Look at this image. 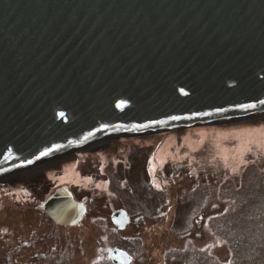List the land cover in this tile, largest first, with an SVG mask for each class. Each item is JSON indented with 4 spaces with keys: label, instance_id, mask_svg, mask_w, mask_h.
Returning a JSON list of instances; mask_svg holds the SVG:
<instances>
[{
    "label": "water",
    "instance_id": "95a60500",
    "mask_svg": "<svg viewBox=\"0 0 264 264\" xmlns=\"http://www.w3.org/2000/svg\"><path fill=\"white\" fill-rule=\"evenodd\" d=\"M261 114L264 0H0V177L106 132ZM43 210L75 225L85 207L63 188Z\"/></svg>",
    "mask_w": 264,
    "mask_h": 264
},
{
    "label": "rangeland",
    "instance_id": "374dc122",
    "mask_svg": "<svg viewBox=\"0 0 264 264\" xmlns=\"http://www.w3.org/2000/svg\"><path fill=\"white\" fill-rule=\"evenodd\" d=\"M258 116L248 124L231 120L220 124L225 127L208 123L146 135L113 136L106 146L84 144L65 159H51L37 175L30 170L16 177L19 170L0 180V243L31 239L38 250H51L52 255L41 261L91 264L94 259L99 264L98 250L104 254L107 243L116 239V230L100 214L122 208L135 217L131 227L140 232L141 254L153 257L143 264H163V254L158 251L162 250V232L165 239L181 241L176 264H264V148L251 144L242 154L231 151L222 157L219 146L232 149L239 140L216 143L218 132L224 129H264V114ZM204 129V141L189 148L186 136L198 140ZM167 141L173 142L171 152L160 161L157 155ZM66 165L80 177L79 182H59ZM137 177L147 181L135 189ZM63 188L72 193L74 201L85 204L87 215L83 222L81 218L57 232L46 218L43 204ZM241 197L252 206L243 208ZM97 206L101 210H96ZM98 214L96 223L102 228L94 227L92 221ZM8 232H15L12 239ZM102 235L108 238L107 243ZM57 244H64L62 250H52Z\"/></svg>",
    "mask_w": 264,
    "mask_h": 264
},
{
    "label": "flooded vegetation",
    "instance_id": "af4514ba",
    "mask_svg": "<svg viewBox=\"0 0 264 264\" xmlns=\"http://www.w3.org/2000/svg\"><path fill=\"white\" fill-rule=\"evenodd\" d=\"M145 181H147L146 177H137V179H135V181L133 183V187L136 189V186L138 184L145 182ZM118 194L119 193H116L115 196H118ZM84 206H85V204H84ZM98 209L101 210V208L99 206L96 207V210H98ZM119 211H125V210L122 208H116V209L113 208L111 212L105 211V214H100V217H104L106 219V224L112 226V228H114L116 230V232H115L116 239H115V241L107 243L106 239H108V238H105L104 235H102L103 240H105V242L109 245V247L107 248V250L105 251L104 254H102V251L98 250L97 253L99 255H97V254L96 255H97V260L100 261L99 264H115L109 259V254L114 249L120 250V251L126 253L130 257V261L127 264H143L145 261L151 262L153 260V257L148 256V255L145 256V255L141 254V252H143V250H144V249L142 250V246H144V245L141 242L140 232H137V229H134L133 227H131V226H133L132 222H133L135 217L132 219V217L127 213V216H129L128 217L129 221L124 226L123 229H120L118 226H116L113 223L112 215L116 212H119ZM86 215H87V207L85 206V213L81 219V222H83ZM46 218L50 219V224L57 228L56 229L57 232L59 231L60 228L66 227V226L57 224L48 215H46ZM98 218H99V214L95 215V218L94 217L92 218V221L95 223L94 227L102 228L101 224L99 222L96 223ZM81 224L82 223H80V225ZM128 229H130V231L127 233ZM16 233H17V228H16ZM12 235H15V232H13V233L8 232V236H9L8 239H12L11 238ZM162 235H163V232L159 236V240L161 242L162 250H158V251H160V253L163 254V262L162 263L163 264H176L178 262L177 256H178L179 252L181 251V249L179 248L181 241H179L177 239H171V238L165 239L164 237H162ZM19 236H23V233L20 234ZM19 241H20V244L17 245L16 243H18ZM11 242H13V240ZM185 242H186V245H188L189 241L186 240ZM7 244L4 245V244L0 243V264H54V261H52V260H50L51 262L49 260L41 261L43 259V257L46 258V255H48V256L52 255L51 250L50 249H48V250L44 249L43 251L38 250V248H37L38 244L37 243L34 244V242L31 239L23 241L21 238H18L15 242L9 243L8 245ZM100 244H101V242H100ZM72 246H73V251H75V248H76L75 243L71 244V247ZM161 246H159V244L153 245L154 248L158 247V249L161 248ZM62 247H64V244H61V245L57 244L56 246H54V248L52 250L60 251V250H62ZM60 253H62V251ZM89 258L90 257L88 256L86 259H83V262L88 261ZM72 259L73 260L76 259V255H73ZM167 259H168V262L165 263V261ZM61 260L64 261L63 259H61ZM61 260H55V262L59 263V262H61ZM156 260H157V258H156ZM68 262H69V260H68ZM91 264H96L94 262V259L91 261Z\"/></svg>",
    "mask_w": 264,
    "mask_h": 264
},
{
    "label": "bare ground",
    "instance_id": "6f19581e",
    "mask_svg": "<svg viewBox=\"0 0 264 264\" xmlns=\"http://www.w3.org/2000/svg\"><path fill=\"white\" fill-rule=\"evenodd\" d=\"M258 117L259 116L257 115L254 118L248 117V119H240L239 122H241L243 124H248L250 122L249 120H251L252 118L253 119H259ZM232 120L235 121V119H232ZM236 121H238V120H236ZM213 126L220 127L221 125L215 124ZM225 126L226 125H223L221 127H225ZM205 133H206L205 129L202 131H199V135H201V137L198 138V140L195 139L193 136L187 135L186 139H185V143H187L189 148H193V147L197 146L198 144L202 143V141H204V139H205L204 137L206 136ZM113 136L114 135H112V133H108V132L102 133L100 136H97L93 140H91L87 145H94V146H92L94 148L102 146V145L106 146L107 143L111 142V140H109V139L113 140V138H112ZM230 139L234 140V142L239 140L238 141L239 144L238 145L236 144L237 146H234L232 149L227 148V147L220 148V146H219L220 155L222 157H224V156L226 157L228 155V153H230L231 151H236V152L242 154V151L245 150L246 146L248 147L251 144H254V145H257L258 147L264 148V129L260 128V127L256 128V127H251V126L224 129V130L218 132L217 138H216V143L217 142L222 143V141H226V140H230ZM172 143L173 142H171V141H167L164 144V146L161 147L160 153L157 155L158 160L162 161L167 157L168 154H170V152H171L170 149H172L171 148ZM219 145H221V144H219ZM75 150H76V148H73V149L66 151L64 153L63 152L59 153V154L47 159V162L35 163V164H33L29 167H26V168L20 167L18 170H13L11 173L6 174L4 176H1L0 180L9 177L12 174L14 175V173L17 174L19 172V170H22V171L19 173L20 175H17L16 177L21 176L23 174L30 173V172H28L30 170L36 171L32 175H35V174L37 175L39 172H41L42 169H44L43 167L52 158H53L52 161H57L58 159H65V158L69 157L72 154V152ZM239 159H240V157H239ZM65 168H67V169L65 171H63L64 174L59 177L60 183L69 182V181L77 183L80 181V177L78 175H76L70 169V166L66 165ZM68 169H70V170L68 171ZM23 170H26V171L24 172ZM26 172H28V173H26ZM71 195H72V193H71Z\"/></svg>",
    "mask_w": 264,
    "mask_h": 264
},
{
    "label": "trees",
    "instance_id": "16d2710c",
    "mask_svg": "<svg viewBox=\"0 0 264 264\" xmlns=\"http://www.w3.org/2000/svg\"><path fill=\"white\" fill-rule=\"evenodd\" d=\"M247 189V188H246ZM242 198V197H241ZM242 200H243V198H242ZM241 206H243V208H250L249 206H252L251 204H249V206L248 205H246V203H245V201L243 200L242 202H241Z\"/></svg>",
    "mask_w": 264,
    "mask_h": 264
}]
</instances>
